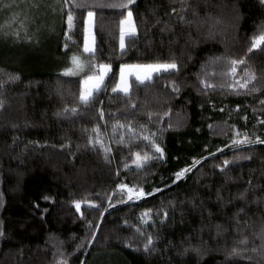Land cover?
Segmentation results:
<instances>
[{
  "label": "trees",
  "instance_id": "1",
  "mask_svg": "<svg viewBox=\"0 0 264 264\" xmlns=\"http://www.w3.org/2000/svg\"><path fill=\"white\" fill-rule=\"evenodd\" d=\"M59 8L56 34L38 47L0 34V264H264V46L248 52L264 0ZM129 10L136 33L121 49ZM73 54L112 68L87 104L81 82L93 73H63ZM221 57L245 63L223 75ZM172 61L178 70L113 92L121 65ZM244 137L252 143H233ZM137 153L150 159L138 167ZM120 184L144 194L129 199ZM77 200L94 205L78 212Z\"/></svg>",
  "mask_w": 264,
  "mask_h": 264
},
{
  "label": "snow or ice",
  "instance_id": "2",
  "mask_svg": "<svg viewBox=\"0 0 264 264\" xmlns=\"http://www.w3.org/2000/svg\"><path fill=\"white\" fill-rule=\"evenodd\" d=\"M127 3L132 4L133 0H127ZM78 6H82V5H78ZM118 6L119 7H127V4H121ZM173 11H175V9H173ZM88 15H89V17H91L93 14L91 12H89ZM132 17H133V14H132L131 10H129L128 16H127V22L129 25V27L127 29L128 34H134L136 32V28L133 24ZM181 19H183V17H181ZM67 20H68V26H69V28H71L72 27V21H73V15H72L71 10H69ZM121 23L123 24L124 21H121ZM124 36H125V30L122 28L121 29V43H120L121 49H124V47H125ZM261 46H264V29H262L258 35H253V37L251 38V47L248 49V52H252L253 49L260 48ZM65 47H67V46H65ZM84 51L89 52V53L92 52V48L89 47V45L87 44V41L85 43ZM70 59H71L72 66L69 68H66L64 70L66 74L77 75L78 73L83 72L86 67L89 69L90 72L93 73L92 75H87L85 77V79L81 82L83 87L81 88L79 99L83 103L87 104L92 99L93 92L101 87V85L104 82L105 76H107L108 73L111 71V65L110 64H100L97 66L91 61H88V62L82 61L81 58L76 54H73ZM216 59L225 61V64H226L228 71L226 73H223V75L235 76L236 72H237V67L240 66L241 64L245 63V60L243 58L235 59V58L221 57V58H216ZM126 68L130 69V71L127 73L125 72ZM133 68L135 69L136 80L143 82V81L151 79V75L153 72L178 70V65L175 61L165 62V63H154V64H148V65H136V66L121 65L120 79H119V82L116 84V86L113 88V92L117 91V89H120L121 91H123L125 93L129 92V83H128L127 77L129 75H132L131 69H133ZM245 75L248 77V79H255L254 74L249 73L247 70H245ZM16 78H18V77H10V79H16ZM248 79H245L240 86L241 87H247L248 86ZM0 83H2V82H0ZM206 86H208V85L206 84ZM72 111H76V109L73 108ZM165 115H167V113H165ZM144 138L150 140V142L153 144L156 151L160 155L163 154V149H161L158 144H155L154 140H151L150 137H144ZM257 140L259 141V137H257ZM89 142L91 143L92 141L90 140ZM97 142H100V141H97ZM261 142L264 143V141H261ZM233 143L234 144H236V143L247 144V143H252V141H249L247 137H244L242 140H237V141H234ZM106 151H107V149H106ZM136 156H137V159H136V161H134V163H136L138 167L142 166V163L144 161L150 159V157H148L147 155L141 157L138 153L136 154ZM197 163H199V160L194 161L193 167ZM228 163H229L228 160L223 161L224 165H227ZM185 171H190V168L181 169L179 172H177L175 174L176 178L179 179L184 174ZM117 187L120 189H125V188H128V185L120 184ZM156 191H158V189ZM128 192H129V196H128L129 199H133V198L139 199L140 196L144 194L143 189H140L139 192L134 193L132 188H128ZM45 199H47V197H45ZM73 203L75 204L76 210L78 212L80 211L82 203H87L90 207L94 205V201H92V200H87V201L77 200V201H73ZM111 206L112 205L109 204V207H111ZM106 210L107 209H105V211ZM147 214L148 213L146 212L145 215H147ZM81 215H83V213H81ZM137 230L139 231V229H137ZM152 244H153V237L151 235H148L146 237V243L144 244V249L146 251L151 250L150 245H152ZM194 250L199 251L198 249H194ZM185 251H187V249ZM232 254H238L236 252V249H233ZM60 264H66V262L61 260Z\"/></svg>",
  "mask_w": 264,
  "mask_h": 264
},
{
  "label": "rangeland",
  "instance_id": "3",
  "mask_svg": "<svg viewBox=\"0 0 264 264\" xmlns=\"http://www.w3.org/2000/svg\"><path fill=\"white\" fill-rule=\"evenodd\" d=\"M59 13V0H0V34L7 35L10 37L9 40L12 39L14 42L26 40L28 45L38 47L42 40L56 34L59 23L58 18H60ZM177 14L176 12L174 15ZM127 16L128 13L124 17V23L121 26V29L123 28L125 30L124 40L127 36L132 35L127 32L129 27ZM132 21L134 24L133 17ZM81 60L88 62L82 58ZM86 71H89L87 67L77 75H81ZM63 73L66 74L65 71Z\"/></svg>",
  "mask_w": 264,
  "mask_h": 264
},
{
  "label": "crops",
  "instance_id": "4",
  "mask_svg": "<svg viewBox=\"0 0 264 264\" xmlns=\"http://www.w3.org/2000/svg\"><path fill=\"white\" fill-rule=\"evenodd\" d=\"M86 41H87V44L89 45V47H91L92 48V52L91 53H93L94 51H95V47H96V44H95V33H94V15H92L91 17H89V15H87V17H86V20H85V39H84V47H85V43H86ZM89 53V52H88ZM126 65H128V66H136V65H132V64H126ZM144 65H148V64H144ZM112 69V68H111ZM130 71V69L129 68H126L125 69V72L127 73V72H129ZM131 71H132V75H129L128 77H127V79H128V83H129V92H130V90H131V86H130V82H131V79L132 78H136L135 77V69L133 68V69H131ZM162 72V71H161ZM111 73V71L108 73V75ZM157 73H159V72H153L152 73V75H151V78L155 75V74H157ZM107 75V76H108ZM107 76H105V79H104V82H103V84L101 85V87L99 88V89H97V90H95L94 92H93V94L96 92V91H98V90H100L103 86H104V84H105V81H106V79H107ZM119 79H120V76H119ZM119 79H118V81H117V83L119 82ZM147 81V80H146ZM143 82H145V81H143ZM83 87V85L81 86V88ZM117 91L118 92H123V91H121L120 89H117ZM128 92V93H129ZM123 93H125V92H123Z\"/></svg>",
  "mask_w": 264,
  "mask_h": 264
}]
</instances>
